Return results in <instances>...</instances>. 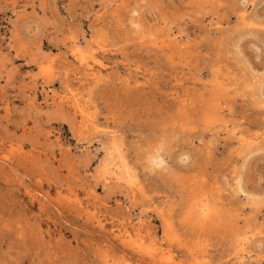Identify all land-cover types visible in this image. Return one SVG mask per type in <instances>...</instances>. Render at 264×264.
<instances>
[{"label": "rangeland", "instance_id": "obj_1", "mask_svg": "<svg viewBox=\"0 0 264 264\" xmlns=\"http://www.w3.org/2000/svg\"><path fill=\"white\" fill-rule=\"evenodd\" d=\"M0 264H264V0H0Z\"/></svg>", "mask_w": 264, "mask_h": 264}]
</instances>
